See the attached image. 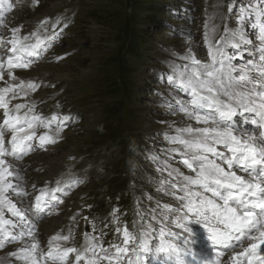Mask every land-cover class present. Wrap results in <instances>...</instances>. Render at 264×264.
<instances>
[{
	"label": "snow or ice",
	"instance_id": "6c2138e0",
	"mask_svg": "<svg viewBox=\"0 0 264 264\" xmlns=\"http://www.w3.org/2000/svg\"><path fill=\"white\" fill-rule=\"evenodd\" d=\"M258 5L242 9L237 27L225 25L222 33L209 16L202 37L206 58L190 46L180 57L186 63L173 67L167 79L189 99L175 100L185 119L183 126L175 128V135L166 136L172 145L168 152L178 154L190 174L168 166V178L159 181L157 191L171 200L157 201L159 212L153 209L151 222L138 212L140 221L133 223L132 230L121 228L113 210L121 242L108 248L92 233L84 234L80 247L69 246L75 239L71 229L67 235H51L47 249L41 247L36 223L43 215L54 214L63 203L58 194L77 181L57 179L55 187L46 182L39 188L32 183L30 192L22 161L37 148L57 143L71 117L55 112L44 116L35 111L34 102L13 101L41 87L21 79L16 70L30 68L40 55L38 49H46L45 39L52 42L58 34L54 31L46 38L39 32L20 35L21 29L13 27L7 40L0 38V250L13 258L9 264H244L245 260L264 264V254L259 252L264 246V0H258ZM12 8L9 0H0V33L6 26L4 13ZM251 15L258 44L243 30ZM59 22L53 24L54 29ZM248 45H252V58L233 64L236 53L229 55L227 50L238 52ZM167 108L173 114L177 111L171 101ZM245 113L251 114L255 129L237 133L232 119ZM194 224L207 233L212 255L193 250ZM8 245L15 250L7 251Z\"/></svg>",
	"mask_w": 264,
	"mask_h": 264
},
{
	"label": "rangeland",
	"instance_id": "374dc122",
	"mask_svg": "<svg viewBox=\"0 0 264 264\" xmlns=\"http://www.w3.org/2000/svg\"><path fill=\"white\" fill-rule=\"evenodd\" d=\"M17 3L20 4L18 20L26 24L34 20V27L44 33L60 31L44 63L38 66L42 73L41 97L53 105L59 104L57 99L64 102L62 115L71 117L57 143L42 149L45 153L39 150L34 158L26 159L29 160L24 174L28 172L25 176L31 179L27 184L31 188L34 182L39 188L48 176L55 181H77L68 202L53 219L58 223L61 219L63 234L72 230L75 237L72 241L77 247L84 243L85 233H92L100 236L103 247L108 248L121 242L115 230L113 210H117L121 228L127 226L132 230L133 223L140 221L138 212L146 222H151L153 209L159 212L157 201H170V197L157 191L159 181L167 179L168 166H175V153L168 152L172 145L166 136L176 133L175 129L167 128L166 122L178 114L167 108L168 101L174 102L168 92L183 99L182 92L167 80V75L173 74L170 66L190 46L203 57L205 17L217 15L218 24L225 19L237 23L238 4L230 7L232 14L226 17L222 0H21ZM130 15L136 19L134 26L146 35V41L137 50V54L143 51L144 54L137 61L122 52L114 39ZM57 19L60 22L54 29ZM116 58L121 61L120 67L124 64L131 70L125 78ZM118 81L122 83L121 90L109 95L113 82ZM44 116H49L46 111ZM117 138L123 144L117 143ZM153 156L158 159L153 161ZM48 157L57 158L48 162L50 172L45 163ZM158 168L163 171H157ZM35 177L41 180L36 181ZM45 220L49 223L52 219ZM52 225L50 231L44 227L38 238L43 248L46 234L59 227L54 222ZM8 247L7 251H11ZM3 255L7 258L6 251L0 250V262L8 264L12 258Z\"/></svg>",
	"mask_w": 264,
	"mask_h": 264
},
{
	"label": "trees",
	"instance_id": "16d2710c",
	"mask_svg": "<svg viewBox=\"0 0 264 264\" xmlns=\"http://www.w3.org/2000/svg\"><path fill=\"white\" fill-rule=\"evenodd\" d=\"M104 20H106V17L104 18ZM134 22H136V19H134L133 16L130 15L126 19L124 25H122V28L118 30L114 39L117 46L122 52H126V54L132 57L139 58L140 55L137 54V50L139 46L144 44L145 34L141 30H139V28L134 26ZM116 59H117V66H119V71H121L123 77L125 78V75H128L131 70L130 68H128V66L124 64L122 65V67H120L121 61L119 58ZM127 68L128 70L126 71ZM112 85L113 87L109 90V95L117 94L122 88V83L120 81L113 82ZM124 85H125V79L123 82V87Z\"/></svg>",
	"mask_w": 264,
	"mask_h": 264
},
{
	"label": "bare ground",
	"instance_id": "6f19581e",
	"mask_svg": "<svg viewBox=\"0 0 264 264\" xmlns=\"http://www.w3.org/2000/svg\"><path fill=\"white\" fill-rule=\"evenodd\" d=\"M32 6V5H31ZM24 10V9H23ZM34 12V11H33ZM36 12V11H35ZM43 12V11H42ZM40 14V13H39ZM28 16H30V15H28ZM36 16V15H35ZM39 16V15H38ZM44 17V16H43ZM28 22V21H27ZM29 23V22H28ZM20 23H18V25H19ZM20 25H22V24H20ZM10 32V31H9ZM11 33V32H10ZM11 35H8V34H6L5 33V37H7V38H9ZM188 47V46H187ZM187 49V48H186ZM193 49V48H192ZM194 51V50H193ZM196 51V50H195ZM40 67V66H39ZM47 68V67H46ZM52 68H54V67H52ZM43 69V68H42ZM51 69V68H50ZM49 71V70H48ZM51 71V70H50ZM53 71V70H52ZM41 72V71H40ZM54 72V71H53ZM46 73H48V72H46ZM51 73V72H50ZM67 74V73H66ZM45 75V74H44ZM43 75V76H44ZM62 75V74H61ZM30 76L31 77H33V76H38V78L40 77V73L37 71H34V72H32V74H30ZM41 76H42V73H41ZM63 76V75H62ZM66 77V76H65ZM24 78V77H23ZM55 79V78H54ZM58 79V78H57ZM185 118L183 117L182 118V116L181 115H176V116H174L173 118L172 117H169L167 120L168 121H170V122H179L180 123V125H182L181 124V121L182 120H184ZM164 126V125H163ZM71 152V151H70ZM61 155V154H60ZM67 155V154H66ZM61 157V156H60ZM29 158V157H28ZM40 158V157H39ZM55 159H57V158H55ZM55 159H50L49 157L47 158V159H45L46 160V164L48 165L47 167H48V172H50L49 171V168L51 167L50 165H49V161H55ZM29 160V159H28ZM28 160H24L23 162H22V164H24V163H26V162H28ZM28 166V164L26 163V164H24V166H23V168H26ZM44 166V165H43ZM41 168H42V165H41ZM44 170H45V168H44ZM28 174V172H26L25 174L23 173V175H24V179H25V181H28L29 179H27L28 177L27 176H25V175H27ZM49 175V174H48ZM52 175V174H51ZM43 176V175H42ZM39 177V176H38ZM47 177V176H46ZM49 177V176H48ZM33 179V178H32ZM36 181H40L41 180V177L40 178H37V177H35L34 178ZM31 180V179H30ZM44 180V179H43ZM32 181H34V180H32ZM34 183V182H33ZM29 184V183H28ZM30 185V184H29ZM28 185V190L30 191V186ZM31 192V191H30ZM61 212V211H60ZM58 213V212H57ZM54 217L53 216H51V217H49V220H51L49 223H46L45 221L44 222H42V223H40L38 226H36L37 228H38V237L37 238H39V235H40V233H41V231H43L44 230V227L46 228V229H48V231H50V229H51V226H53L52 225V222H54V224H59V227H57V229H56V231H59L58 229H60V224L62 223V221H61V219H60V221H59V223H58V221L56 220V219H53ZM47 231V232H48ZM53 231V230H52ZM51 231V232H52ZM50 233V232H49ZM8 248H10L11 249V251L12 250H15V246H13V245H11V247H10V245H9V247ZM10 251V250H9ZM1 256H2V254H1ZM4 256V255H3ZM5 257V256H4ZM6 258V257H5ZM8 258V257H7ZM6 258V259H7ZM10 258V257H9ZM11 259V258H10ZM13 259V258H12ZM2 260V259H1ZM8 261V260H7ZM6 262V261H5ZM4 263V262H3ZM20 263V262H19ZM9 264V263H8Z\"/></svg>",
	"mask_w": 264,
	"mask_h": 264
}]
</instances>
